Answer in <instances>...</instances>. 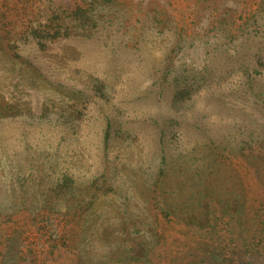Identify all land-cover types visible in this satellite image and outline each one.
<instances>
[{
  "label": "rangeland",
  "instance_id": "374dc122",
  "mask_svg": "<svg viewBox=\"0 0 264 264\" xmlns=\"http://www.w3.org/2000/svg\"><path fill=\"white\" fill-rule=\"evenodd\" d=\"M0 117V264H264V0H0Z\"/></svg>",
  "mask_w": 264,
  "mask_h": 264
},
{
  "label": "trees",
  "instance_id": "16d2710c",
  "mask_svg": "<svg viewBox=\"0 0 264 264\" xmlns=\"http://www.w3.org/2000/svg\"><path fill=\"white\" fill-rule=\"evenodd\" d=\"M195 83H196V81H195ZM197 84V83H196ZM172 88H173V97H172V100H171V102H172V106H174L175 107V105H176V103L178 102V100H179V92H180V95L183 93V92H188V89H189V87H187V86H181V89H182V91H179V87H177V86H174V85H172ZM193 106V105H192ZM187 107V105H186V103H185V100L183 99L182 101H181V103L179 104V106L177 107V110H176V112H180L181 110H183L184 108H186ZM184 111V113H185V110H183ZM184 113H181L180 115H178V117H180V116H182ZM3 117H5V118H7V116H3ZM0 121L2 122L3 120L1 119V117H0ZM76 123V122H75ZM23 128V130H22V132H21V138H23V139H25V151H26V147H27V145L28 146H30V148H31V146L32 145H30V141L28 140V138L30 137L29 136V133H30V131L29 130H27V128L26 127H22ZM179 132H180V129L179 130H177V131H175V136L177 137L178 136V134H179ZM119 137V136H118ZM1 138V137H0ZM101 138H102V140H103V142H102V145H101V147L99 146V150H100V148H101V151L103 152V155H105L106 154V151H107V148H108V146H109V143H110V140H111V131H110V129L107 127L105 130H104V132H103V135L101 136ZM34 148H35V150L37 149V147H35L34 146ZM24 151V150H23ZM9 154H10V152H9V150H5L4 151V153L3 154H0V160L1 159H3V160H6L7 161V159H8V156H9ZM13 155H16L17 153L16 152H14V153H12ZM25 152H24V154H23V158H25ZM58 178V177H57ZM57 178L55 177V179H54V181H56L57 180ZM65 178H68V177H65ZM7 199V201H8V198H6ZM4 200H5V198L3 197L2 198V200L0 201V203H2V202H4ZM7 201H5V203H8Z\"/></svg>",
  "mask_w": 264,
  "mask_h": 264
}]
</instances>
